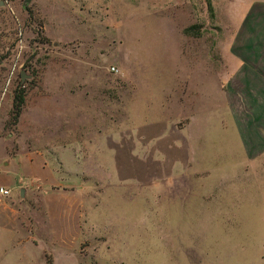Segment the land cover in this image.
<instances>
[{
    "label": "rangeland",
    "instance_id": "374dc122",
    "mask_svg": "<svg viewBox=\"0 0 264 264\" xmlns=\"http://www.w3.org/2000/svg\"><path fill=\"white\" fill-rule=\"evenodd\" d=\"M255 28L264 0H0V264H264L261 213L216 209L264 138V82L215 77Z\"/></svg>",
    "mask_w": 264,
    "mask_h": 264
},
{
    "label": "crops",
    "instance_id": "0c3cea01",
    "mask_svg": "<svg viewBox=\"0 0 264 264\" xmlns=\"http://www.w3.org/2000/svg\"><path fill=\"white\" fill-rule=\"evenodd\" d=\"M248 31L250 35L258 37L256 39L257 41L261 40L264 44V28L248 29L247 32ZM241 47L244 48V51L242 49L240 51L238 50V53H240L239 55L233 51L232 54H230L233 59H237V62L227 61L225 63H220L221 66H223V71L221 74L215 75V77L222 78V80L227 83H232L233 79L239 78V80L237 79L238 82H242L244 85H249L250 77L258 78L260 82H264V51L262 52L259 49L262 47L257 43L254 44V40L243 44ZM262 98H264V95H262ZM255 109L256 112H254V115H264V107H257ZM230 111L233 117L237 116V109L230 108ZM185 141L188 154L189 145L186 139ZM244 142L248 156L240 161V164L242 165L237 162L239 166H235V168L238 171L228 174V187L221 189L218 193L222 199H219V207L216 209L222 211L229 208L232 219L244 217L245 220H247L246 216L249 211L252 213L254 211H259L261 213V222L264 224V138H258L255 140L246 138L244 139ZM254 148H258L259 150L254 152ZM181 163L183 168L188 167L190 165L189 156L186 157L185 162ZM234 165H236V163H234ZM225 176L227 175H224V177ZM260 237L259 258L264 261L263 232Z\"/></svg>",
    "mask_w": 264,
    "mask_h": 264
},
{
    "label": "trees",
    "instance_id": "16d2710c",
    "mask_svg": "<svg viewBox=\"0 0 264 264\" xmlns=\"http://www.w3.org/2000/svg\"><path fill=\"white\" fill-rule=\"evenodd\" d=\"M192 28L185 29V34H191ZM24 91L19 89L15 91L14 105H13V118L17 120L20 116L23 104H24Z\"/></svg>",
    "mask_w": 264,
    "mask_h": 264
},
{
    "label": "built area",
    "instance_id": "2783aa9c",
    "mask_svg": "<svg viewBox=\"0 0 264 264\" xmlns=\"http://www.w3.org/2000/svg\"><path fill=\"white\" fill-rule=\"evenodd\" d=\"M110 71L117 72V70L114 67H112ZM9 194H10V191L7 188L0 186V197H7L9 196Z\"/></svg>",
    "mask_w": 264,
    "mask_h": 264
},
{
    "label": "water",
    "instance_id": "95a60500",
    "mask_svg": "<svg viewBox=\"0 0 264 264\" xmlns=\"http://www.w3.org/2000/svg\"><path fill=\"white\" fill-rule=\"evenodd\" d=\"M24 77L22 76V79H23ZM24 195V191L22 190L21 191V196H23Z\"/></svg>",
    "mask_w": 264,
    "mask_h": 264
}]
</instances>
